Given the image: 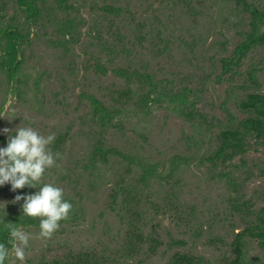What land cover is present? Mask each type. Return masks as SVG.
I'll use <instances>...</instances> for the list:
<instances>
[{"label":"rangeland","instance_id":"374dc122","mask_svg":"<svg viewBox=\"0 0 264 264\" xmlns=\"http://www.w3.org/2000/svg\"><path fill=\"white\" fill-rule=\"evenodd\" d=\"M241 2L264 7V0H65L70 7L60 10L47 0L31 24L14 0H0V46L6 26L26 36L13 78L0 67V148L6 128L54 134L50 148L60 157L37 187L63 188L73 206L51 239L29 241L23 262L9 236L6 264H167L174 252L202 264L233 258L235 235L264 206L263 145L249 139L248 150L225 165L207 161L219 130L244 117L238 101L264 94V46L222 68L247 30ZM68 19L71 37L60 30ZM150 87L156 95L145 98ZM183 90L184 107L161 98ZM84 95L111 110L108 122L100 126ZM97 146L135 163L111 154L102 161L93 156ZM36 191L0 186V220L24 218L23 201H13ZM18 227L38 237L39 218ZM240 251L243 264H264L256 239L243 235Z\"/></svg>","mask_w":264,"mask_h":264},{"label":"trees","instance_id":"16d2710c","mask_svg":"<svg viewBox=\"0 0 264 264\" xmlns=\"http://www.w3.org/2000/svg\"><path fill=\"white\" fill-rule=\"evenodd\" d=\"M58 9H69V5L65 3V0H51ZM17 9L25 14V20L28 23L34 24L41 16V9H44L47 4V0H14ZM238 3V1H237ZM242 9L247 13V30L241 32L240 40L236 43L231 51L230 57L222 61L223 71H230L232 68L237 67L242 58L252 49L256 47L264 46V7L257 8L253 5L241 2ZM106 11H113L110 6L104 7ZM60 30H64V33L71 37L72 20H66L63 22ZM3 44L0 46L2 56L0 58V67L5 74L6 79L9 81L13 78L18 65L19 60L16 59V55L20 54V44L26 37H22L17 31V28L13 26H6L3 28ZM118 71V72H117ZM119 76H124L126 79L130 78L129 73L124 70H115ZM134 78L144 83L149 82V76L143 74H133ZM249 78H252L249 73ZM149 93H155L154 87H150L143 95L148 97ZM159 96V95H158ZM185 91L174 95L162 94L161 98H165L170 104L178 103V105L185 106ZM90 104L92 115L97 117L100 126L104 125L110 120L111 110L104 107L101 103L96 101L92 96H85ZM144 98V99H145ZM159 97L153 99L158 101ZM238 110L244 115L236 124L232 126H226L219 130L217 135V146L212 155L207 158V161L212 166L225 165L232 161L235 157L243 155L249 148V139H253L256 143L264 146V94H247L243 100H239L237 103ZM191 116V111L186 113ZM93 156H98L100 160L105 161L108 154L112 156H119L126 160L129 164L134 162V157L124 156L113 149H103L100 146L95 147L92 150ZM135 163V162H134ZM137 166H141L140 162H136ZM154 167L152 165H145L144 171L147 173H154ZM129 172V170H128ZM264 204V189L260 197ZM260 213V214H259ZM259 214V215H258ZM256 223L243 229L241 232L235 235L233 242L231 243V253L233 258L229 262L224 264H243L241 260V239L243 235L254 238L257 240V245L262 251L264 256V206L255 215ZM30 217H5L0 220V243H4L6 247H9L8 239L10 233L4 228V223H14L17 226L29 225L32 223ZM177 244L181 245L182 242L178 241ZM6 262V260H5ZM202 258L192 257L184 252H174L171 254L167 264H202ZM6 264V263H5ZM53 264H56L53 262Z\"/></svg>","mask_w":264,"mask_h":264},{"label":"clouds","instance_id":"9594fccd","mask_svg":"<svg viewBox=\"0 0 264 264\" xmlns=\"http://www.w3.org/2000/svg\"><path fill=\"white\" fill-rule=\"evenodd\" d=\"M8 135L7 146L0 148V186L11 185L16 192L25 187L37 188L35 194L17 195L13 203H20L23 216L39 218L38 237L23 230L14 223H4V228L10 233V240L16 260L26 259V249L33 238L51 239L59 230L60 222L69 219L72 204L64 199L63 188L52 183H44L39 188L47 169L56 167L60 153H53L50 145L54 142V134L42 135L31 127L19 126L15 134L9 129H3ZM9 249L0 243V264H5Z\"/></svg>","mask_w":264,"mask_h":264}]
</instances>
